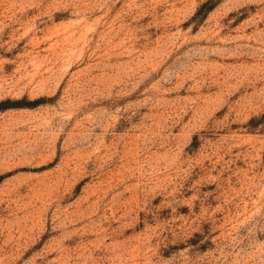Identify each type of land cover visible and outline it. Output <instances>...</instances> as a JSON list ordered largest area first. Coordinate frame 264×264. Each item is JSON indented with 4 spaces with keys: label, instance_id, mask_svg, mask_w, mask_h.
I'll return each instance as SVG.
<instances>
[{
    "label": "rangeland",
    "instance_id": "1",
    "mask_svg": "<svg viewBox=\"0 0 264 264\" xmlns=\"http://www.w3.org/2000/svg\"><path fill=\"white\" fill-rule=\"evenodd\" d=\"M0 264H264V0H0Z\"/></svg>",
    "mask_w": 264,
    "mask_h": 264
},
{
    "label": "trees",
    "instance_id": "2",
    "mask_svg": "<svg viewBox=\"0 0 264 264\" xmlns=\"http://www.w3.org/2000/svg\"><path fill=\"white\" fill-rule=\"evenodd\" d=\"M23 104L24 103L22 101H14V102L8 103L9 106H21Z\"/></svg>",
    "mask_w": 264,
    "mask_h": 264
}]
</instances>
